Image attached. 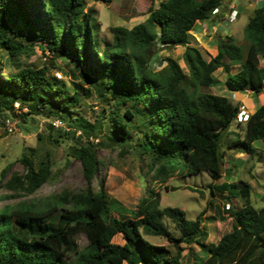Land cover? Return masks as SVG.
Wrapping results in <instances>:
<instances>
[{"label":"trees","instance_id":"1","mask_svg":"<svg viewBox=\"0 0 264 264\" xmlns=\"http://www.w3.org/2000/svg\"><path fill=\"white\" fill-rule=\"evenodd\" d=\"M99 1L109 5L113 0ZM223 1H162L156 8H149L142 23L131 29L114 28L113 44L100 49L97 27L85 0H40L45 30L24 13L22 0H0V48L13 62L31 48L32 44L25 43L27 39L32 43L45 41L47 51L71 58L77 67H82L79 70L88 80L104 76L106 82L102 86L113 91L110 99L117 107L115 136L110 137V142L122 149L131 145L129 125L136 123L142 134L134 150L138 155H153L150 179L166 184L176 175L186 178L206 171L210 180L216 182L225 175L221 173L225 161L222 135L236 121L241 106L228 97L203 93L201 89L218 85L213 75L220 68L226 74L223 85L230 93L250 90L258 95L264 80V68L259 67V59L264 58V7L254 9L244 27L249 42L244 53L232 36L215 37L217 52L209 60L189 44L193 39L191 29L197 22L218 16L213 12ZM156 46H183L182 61L187 73L171 60H166L164 68L152 70L151 51ZM231 65H239L236 73H230ZM47 74L45 67L23 68L6 81L1 78L2 118L6 111L15 115L13 106L21 98L24 100L20 107L32 103L27 113L17 116L22 121L38 115V103L42 107L47 105L49 116L61 120L68 110L82 105L77 94L66 96L62 84H52ZM104 117L103 112L101 118ZM74 126L99 137L95 124ZM241 136L231 140L227 149L252 156L256 152L253 144L264 141V105L244 122ZM73 157L80 161L82 173L90 182L100 165L94 150L89 145L80 146ZM20 161L26 166V174H14L4 184L0 176V190L14 195L33 194L54 178L49 162L35 167L26 157ZM222 187L226 190L234 186L223 183ZM164 189L167 191V186ZM245 194L241 208L226 210L231 218L230 231L210 244L199 239L203 235L207 238L201 226L203 212L188 220L179 208H160V194L153 190L140 201L134 216L125 214L118 204L109 203L102 189H86L70 199L65 193L49 195L40 204L21 202L0 209V264H183L182 244H196L203 254L193 264H264V207L257 209L251 205L248 185ZM165 219L179 235L175 236L172 228L165 225ZM80 227L84 229L86 244L78 251L73 239ZM116 235H121L122 245L112 242ZM144 235L164 238L174 246V257L162 246L145 240ZM64 251L70 256H65Z\"/></svg>","mask_w":264,"mask_h":264},{"label":"rangeland","instance_id":"2","mask_svg":"<svg viewBox=\"0 0 264 264\" xmlns=\"http://www.w3.org/2000/svg\"><path fill=\"white\" fill-rule=\"evenodd\" d=\"M162 1L165 0H154L153 3L146 0H113L109 5H105L99 0H85L86 9L91 11L93 24L97 27L95 33L99 40V48L103 49L106 45L113 44L114 28L131 29L142 23L148 16L149 8L151 6L156 8ZM39 3L40 0H22L21 6L24 13L32 18V22L41 30H45L46 26L42 21L44 20L43 9ZM219 10L221 11L220 7ZM210 19L217 18L212 16ZM208 22L207 20V25ZM236 24L219 20L215 27L222 35L224 30L226 33L231 30L232 37L236 39L235 43L244 53L249 42L244 29L243 31L238 30ZM204 27L206 31L203 40L194 39V37L189 40V44L200 49L204 59L209 60L210 57H213L212 55L215 56V53L210 54V45H208L210 28L207 29L206 25ZM191 31L193 32L194 29ZM13 37L19 38L16 34H13ZM213 40L216 44L215 37ZM20 42L24 45L26 43L28 46L32 44V46L13 62H10L8 53L0 48V79L6 81L9 76L23 68L39 70L45 67L48 69L49 81L55 85L58 82L61 83L66 96L77 94L82 105L68 110L66 118L61 120L53 115L49 116L51 113L49 114L47 105L42 107L41 103H38L36 104L40 107L38 115H30L22 121L17 116L20 113H27V109H31L30 104L32 103L27 102L29 107L27 105L20 107L24 99H17L13 107L15 109V106L18 105V110L15 115L9 114L13 121L10 125L14 124L15 126L11 133L5 129L4 119L0 115V176H3L1 184L7 182L14 174L19 177L26 174V166L20 161L23 157L30 159L35 167L39 163L49 162L54 177L33 194L18 192L14 195V193L0 190V209L12 208L21 202L40 204L45 202L49 195L65 193L70 199L71 196L80 194L86 189H92L93 192H99L102 189L106 193L109 203L118 204L117 206L124 209L125 214L134 216L140 201L148 195L149 191L153 190L160 194V208H179L185 212L188 220H194L199 213L203 212L201 226L209 237L205 240L203 235L199 236V239L201 243L210 244L218 242L223 234L230 231L231 218L225 208L229 205L230 210H237L244 205L247 185L249 186L251 205L257 209L264 207V143L257 141L253 144L257 148L253 156H248L245 152L240 154L241 151L238 149H233L228 153L227 145L231 140H236L241 136L243 126L238 128L237 123L232 122L228 131L222 135V150L225 161L227 160L230 167L228 166L226 171L223 167L225 175L220 180L213 183L206 171L186 178L176 175L174 179L169 180V186L172 188L169 189L168 184L150 179L153 174V155L151 153L138 155L134 150V146L142 134L136 123L129 125L131 145L122 149L113 146L110 142V137L115 136L117 107L115 101L110 99L113 91L102 86L106 82L104 76H101L102 78L90 76L93 81L88 80L86 74L79 70L82 67H77L71 58L60 54L54 56L47 51L44 47L45 41L37 40L32 43L27 39L25 43ZM183 52V46L172 49L156 46L151 51L150 67L152 70L158 71L164 68L166 60H171L187 73L182 61ZM223 73L214 72L213 76L218 85L202 88L201 91L232 99L231 93L223 85ZM223 78L226 79L225 76ZM8 85L13 89L11 84ZM45 87L47 86L45 85ZM102 95L106 97H102ZM249 101L245 102L247 108ZM255 102L260 103V100L256 99ZM241 110H246L242 104ZM103 112L106 117L101 118ZM119 112L122 114L123 108ZM75 124L85 127L88 124L97 125L99 137H94L89 130L77 129ZM53 139H56L57 142H54ZM85 145H89L94 150L97 161L100 163L90 182L82 173L80 161L73 157L75 150ZM145 173H147L146 176ZM223 183L232 184L234 187L225 190L222 187ZM165 186H167V191L164 189ZM10 195H14V197H9ZM112 213L116 214V211ZM164 223L168 228H172L175 236L179 235L171 222L165 219ZM143 237L153 245L162 246L170 257H174V246L164 238L145 235ZM73 241L78 251L85 246L86 238L82 227ZM112 242L119 245L124 243L121 235H116ZM180 248L183 264H193L195 260L203 256L196 244L191 246L182 244ZM64 255L69 257L70 253L64 251Z\"/></svg>","mask_w":264,"mask_h":264},{"label":"crops","instance_id":"3","mask_svg":"<svg viewBox=\"0 0 264 264\" xmlns=\"http://www.w3.org/2000/svg\"><path fill=\"white\" fill-rule=\"evenodd\" d=\"M260 7H264V0H224L222 5L220 6L221 13L217 14L218 16H216L217 19H214V20L209 19L208 25H207L206 21L197 22L195 24V26L192 28V29H194V31L193 32L190 31L189 34L193 38L195 37L194 39L203 40L202 38L205 35V31H206V28L204 27V25H206L207 29L209 27L210 31L208 33L210 35L208 36V39H207L209 44L208 43L207 44L210 45V51H211L210 54L212 52H214L216 54L217 45L214 43V40H213L214 37L233 36L231 30H229V32H227V33L224 30L223 35L219 34L218 30L215 27L216 23L219 22V20H222V22H227L229 24L230 23H237L236 24L237 29L243 31L246 23L248 22V19L253 14L254 9L260 8ZM231 10H235L237 12L236 18H234L233 21H230L227 18L228 14L231 12ZM234 40H236V39H234ZM202 43H204V42H202ZM212 56H214V55H212ZM259 67L264 68V58L259 59ZM238 69H239V65H231L230 66V73L231 74L236 73L238 71ZM217 71L222 73L221 68L218 69ZM224 76L226 78L225 73H223V77ZM223 77H222V81L225 80ZM220 87H223V86H220ZM231 96H232L233 100H235L236 102H238L240 104V106H241V104L245 106V108H246L245 113L246 114L251 115L258 107H260L261 105H264V80H263L262 92L258 95H254V93L252 91L246 90L244 92H236V93L231 92ZM252 98H253V101H252ZM256 99H259L260 103L255 102ZM249 100H251V101H249ZM246 101H249V104H248L249 107L248 108L245 104ZM243 125H244V123H241V124L237 123L238 128H241V126H243ZM241 134H242V130H241ZM262 143H264V141H262ZM255 149H257V148H255ZM232 150H229L228 153L232 152ZM241 153L242 152H240V154ZM228 166L230 167V164L227 163V160L224 161L223 167L225 168V171L227 170ZM251 167L253 168L254 166H251ZM169 182L170 181H168L166 183V185L168 184V186H169V184H170ZM169 189H172L171 186H169ZM208 237H209V235H207L206 240L208 239Z\"/></svg>","mask_w":264,"mask_h":264},{"label":"built area","instance_id":"4","mask_svg":"<svg viewBox=\"0 0 264 264\" xmlns=\"http://www.w3.org/2000/svg\"><path fill=\"white\" fill-rule=\"evenodd\" d=\"M213 13H216V11H214ZM236 14L235 11H233L230 15L229 18H232L234 15ZM15 105V104H14ZM15 110H18V105L15 106ZM4 120H3V124H4V127L6 130H8L10 133L13 131V128L15 127L14 124L10 125V123H12L13 121L10 119L11 117L9 116V112H4ZM247 119L246 115H244V113L241 111L238 116H237V120L240 121V122H243ZM59 123V122H58ZM57 127V126H56ZM226 210L229 209V205L226 206L225 208Z\"/></svg>","mask_w":264,"mask_h":264},{"label":"clouds","instance_id":"5","mask_svg":"<svg viewBox=\"0 0 264 264\" xmlns=\"http://www.w3.org/2000/svg\"><path fill=\"white\" fill-rule=\"evenodd\" d=\"M215 11H216V13H213V14H216V15H217V14L221 13V11L219 10V8H218L217 10H215ZM233 11H235V10H231V12H230V13L228 14V16H227L228 20H230V21H233V19L236 18V15H237V12L235 11L236 14L232 15V16H233L232 18H229L230 15H231V13H232ZM241 111L244 113V115H246L247 119H246L245 121H243V122H240V121H238L237 118H236V123H240V124L246 122V121L248 120L249 116H250V115H248V114L245 113V110H241V108H240V112H241ZM240 112H239V113H240ZM237 116H238V115H237Z\"/></svg>","mask_w":264,"mask_h":264},{"label":"water","instance_id":"6","mask_svg":"<svg viewBox=\"0 0 264 264\" xmlns=\"http://www.w3.org/2000/svg\"><path fill=\"white\" fill-rule=\"evenodd\" d=\"M255 95V94H254ZM223 172V165L221 166V173Z\"/></svg>","mask_w":264,"mask_h":264}]
</instances>
